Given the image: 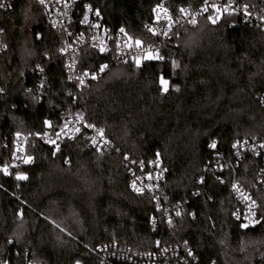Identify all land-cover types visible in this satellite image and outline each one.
Masks as SVG:
<instances>
[{
    "label": "trees",
    "instance_id": "1",
    "mask_svg": "<svg viewBox=\"0 0 264 264\" xmlns=\"http://www.w3.org/2000/svg\"><path fill=\"white\" fill-rule=\"evenodd\" d=\"M197 1L79 4L152 43L146 26L154 5L175 13ZM232 20L203 16L178 27L162 60L141 66L83 46L77 71L106 69L79 84L68 80L60 55L64 34L47 25L38 1L0 9V264H147L164 245L174 250L170 264H264L262 160L238 159L231 150L264 140V31ZM36 67L47 78L41 100L33 90ZM69 113L100 128L113 151L97 152L83 136L57 149L43 145L39 134L47 125L59 130ZM16 133L27 138L33 162L5 175ZM127 163L159 165L160 196L134 194ZM233 165L257 202L254 226L235 218Z\"/></svg>",
    "mask_w": 264,
    "mask_h": 264
},
{
    "label": "built area",
    "instance_id": "2",
    "mask_svg": "<svg viewBox=\"0 0 264 264\" xmlns=\"http://www.w3.org/2000/svg\"><path fill=\"white\" fill-rule=\"evenodd\" d=\"M36 1L42 5L45 11L47 25L64 34L60 55L66 63L68 80L79 84L96 80L106 69L103 67L98 71L78 72L76 58L83 46H89L100 53L112 54L120 61H129L136 66H141L145 60H162V50L175 30L180 26L193 25L203 16L210 22L216 23L230 15L234 17L232 25L240 21L264 31V0H251L247 3L237 0H198L196 4L180 7L175 13L162 3L156 4L151 10L152 19L146 26L148 32L156 39L152 43L134 39L125 28H112L96 9L89 4L80 5L79 0H43V3L41 0ZM11 2L12 0H0V5H3L0 9L9 8ZM193 20L195 23H192ZM2 50H4V46L0 38V52ZM31 71H34L37 76L33 88L34 96L41 100L47 88L46 75L39 67ZM261 100L264 101V96L261 97ZM80 136H83L87 145L97 152H110L114 149L112 142L100 128L85 122L81 116L75 113L64 116L63 125L59 130H51L47 125L44 131L39 134L38 139L43 145L57 149L62 143L72 141ZM14 143L12 159L9 164L1 168L5 175L10 174L14 168L30 165L33 162L32 155L27 151V138L16 133ZM210 146H213V142L210 143ZM231 150L238 159L245 154H251L262 160L257 184L264 187V140L246 139L233 144ZM154 164H151L152 168L146 169L141 163H131L130 165L127 163L129 187L134 194L150 192L160 196L159 182L163 179L164 170ZM235 167L236 165L232 166L231 191L239 205L234 215L243 226H254L258 223L257 202L240 187L236 180ZM163 213L166 214L165 211ZM169 246L164 245L159 254H148L152 261L147 264H170L174 250Z\"/></svg>",
    "mask_w": 264,
    "mask_h": 264
},
{
    "label": "snow or ice",
    "instance_id": "3",
    "mask_svg": "<svg viewBox=\"0 0 264 264\" xmlns=\"http://www.w3.org/2000/svg\"><path fill=\"white\" fill-rule=\"evenodd\" d=\"M41 3H43V0H41ZM3 5H0V7H2ZM192 23H195V21L193 20L192 21ZM137 43H139V41H137ZM214 146V145H213ZM25 177H23V176H18L17 177V179H24ZM245 227L247 226V225H244Z\"/></svg>",
    "mask_w": 264,
    "mask_h": 264
}]
</instances>
